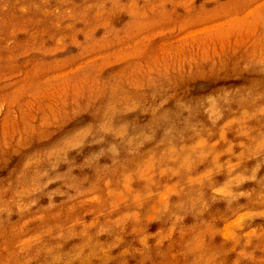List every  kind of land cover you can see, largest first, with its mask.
Wrapping results in <instances>:
<instances>
[{
  "label": "rangeland",
  "instance_id": "374dc122",
  "mask_svg": "<svg viewBox=\"0 0 264 264\" xmlns=\"http://www.w3.org/2000/svg\"><path fill=\"white\" fill-rule=\"evenodd\" d=\"M0 264H264V0H0Z\"/></svg>",
  "mask_w": 264,
  "mask_h": 264
}]
</instances>
